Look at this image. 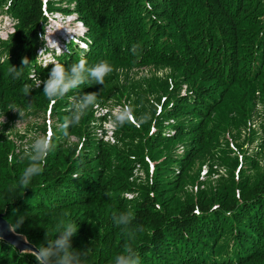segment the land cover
<instances>
[{
  "label": "trees",
  "instance_id": "16d2710c",
  "mask_svg": "<svg viewBox=\"0 0 264 264\" xmlns=\"http://www.w3.org/2000/svg\"><path fill=\"white\" fill-rule=\"evenodd\" d=\"M57 1L0 0V10L18 20L14 33L0 43V116L7 117L0 124V213L36 248L54 237L61 220L76 223L72 247L81 250L82 264H114L127 245L139 252L141 264H264V163L243 170L250 165L229 136L241 129L245 144L256 140L248 122L256 100L264 103V0H67L64 7ZM58 12L75 13L86 30L77 43L67 41L56 63L110 62L111 91L90 82L51 103L43 86H34L32 71L45 77L52 67L38 64L37 51L46 48L41 36ZM24 57L30 62L13 79L9 68H19ZM148 65L153 74L169 68V89L149 98L153 74L120 88L121 79ZM112 91L118 100L132 96L135 105L126 107L116 143L96 137L92 108L63 129L74 98L95 92L96 102H102ZM45 110L59 119L58 127L48 123L55 149L43 174L23 190L15 185L28 161L6 138L5 128ZM48 125L45 121L42 129ZM69 135L77 140L66 146ZM211 147L219 149L216 157L224 154L218 165L232 160L234 169L224 166L229 174L213 186L191 182L192 192L183 195V174ZM159 148L163 155L156 159L152 152ZM222 148L236 159L226 158ZM137 163L144 174L141 186L130 180ZM137 187L146 194L124 196ZM122 212H131L133 228L142 230L128 235L117 227L112 218ZM0 264L36 261L0 239Z\"/></svg>",
  "mask_w": 264,
  "mask_h": 264
},
{
  "label": "rangeland",
  "instance_id": "374dc122",
  "mask_svg": "<svg viewBox=\"0 0 264 264\" xmlns=\"http://www.w3.org/2000/svg\"><path fill=\"white\" fill-rule=\"evenodd\" d=\"M57 5H61V7L70 5L67 0H58ZM18 20L10 15L7 12H4L0 10V43L3 41H6L9 39V37L14 33L15 26L17 24ZM85 26L79 19V17L76 16L75 13H55L54 14V21H51L49 24L46 25L44 28V41L46 48L43 50L40 48L37 51V62L42 67H49L53 63H56V60L54 59L55 55H59L62 51H65L66 49V43L67 41H73L77 43V39L79 36L84 35ZM153 42V41H152ZM65 43V47H63V44ZM81 46L85 47V42H80ZM47 48L49 50H47ZM86 49V48H85ZM47 52V54H44ZM73 55V54H72ZM72 61V57L70 59ZM70 61V62H71ZM76 63L75 61H72L70 63L73 64ZM154 69V67H153ZM155 74H153L152 66H142L139 68V71L135 74H129L128 78L121 79L120 81V88H122L123 85L127 84L130 80H143V77H150L152 74V77L155 78V82H152V87L150 92L148 93V97L152 99V96L158 92L159 89H169L170 84L168 81V75L170 73L169 68L166 66H161L159 69L154 71ZM29 77L34 81V86L39 87L42 83V81L46 80L48 78V74L45 77L36 76L34 72L29 75ZM107 77V76H106ZM105 77L104 85H101L102 89H106L108 91L112 90V87L109 86L110 81H107ZM90 83V82H89ZM43 86V85H41ZM185 90V85L182 86L181 91L183 92ZM230 98L227 100V103L222 107V111H227V108L229 106V102L233 98V91L230 92ZM116 91H112L109 96L105 99H102L100 101L102 102H96L95 105L92 107V116L93 119L90 123L91 129L94 131L97 138L103 140L107 143H116V131L118 128V125L124 120L120 119L121 116L125 117V112L128 111V108L131 107L132 109L135 107L132 96H129L126 99V101L118 100ZM256 95H258V92H256ZM256 106L254 111L251 114L250 121L248 124H250V128H253V130L256 133V140L250 141L249 143L245 144V142L242 141V135L243 131L240 129H232L229 131V136L235 141L236 146L239 149V152L241 153L240 156H244L246 162L250 166L242 168L243 170H250L252 167H254L256 164H258V167L261 168L260 165L264 163V103H261L259 100H256ZM128 107V108H126ZM152 108V107H151ZM150 108V109H151ZM230 109V108H229ZM228 109V114H229ZM148 114L150 111L147 112ZM5 114H2L0 118L3 117L4 122L7 120V117L4 116ZM58 118H49L46 114V110L43 112H39L36 115H27L24 118H16L12 122H10L9 127L5 128V136L6 138L11 141L15 147L17 153H23L26 152L33 141L40 135L44 134L45 132H50L51 127L48 123L55 124L54 126L58 127L59 123L57 122ZM47 122L48 128L45 129V131L42 129V125L44 122ZM115 126V128H114ZM214 126V122L212 123V127ZM212 127L208 130V132L212 129ZM106 128L114 129L113 130V140H105L102 138V135L106 131ZM249 130V128L244 129V131ZM172 131L169 132L171 134ZM77 138L74 135L66 136L65 143L66 146L70 145L73 142H76ZM156 150V152H152L153 156L156 157V159H160V157L163 155V152L160 150ZM179 149V147L177 148ZM225 152L226 158H234L229 152V150H226L222 148ZM219 149H215L213 147L208 148L204 150L200 155H198L195 158L194 165L185 172L184 178H182L181 181V188H179V191L181 190L183 195H187L188 193L192 192V185L191 182L197 183L200 188H203V185L208 183L214 184L217 183L218 180L221 179V177H226L227 170L225 167L229 168V172H231L234 169V164L232 160H227V166L224 163H221V165H218L220 163L221 157H223V152L219 153L217 152V157L214 155V152ZM161 151V152H160ZM182 149H179V152H181ZM236 159V158H234ZM258 162V163H257ZM151 163V162H150ZM225 166V167H224ZM237 166V163L235 167ZM198 174L197 179H192V176H195ZM133 176L130 178V180L135 185H143L145 183L143 177V170L140 168L138 163L135 166V170L132 174ZM138 189H129L127 192L124 193V196L128 199H134L139 196L145 195L146 193L140 192V187H137ZM183 189V190H182ZM172 193V192H168Z\"/></svg>",
  "mask_w": 264,
  "mask_h": 264
},
{
  "label": "clouds",
  "instance_id": "9594fccd",
  "mask_svg": "<svg viewBox=\"0 0 264 264\" xmlns=\"http://www.w3.org/2000/svg\"><path fill=\"white\" fill-rule=\"evenodd\" d=\"M41 39L44 40V35L41 36ZM29 62L27 57H24L19 68L11 65L8 70L9 75L13 79H18L22 74V68L27 66ZM113 71L114 68L108 61H100L91 67L87 65L85 60H80L67 67L63 64L53 63L49 70L48 78L42 81L41 85H43V92L49 101L55 103L57 100L63 99L69 92L79 89L82 84L94 82L96 85H104L105 77ZM25 92L26 94L30 93L28 89ZM96 99L97 95L95 92H87L74 98L71 115L66 119L63 129L66 131L68 127L78 124L95 105ZM12 110L17 112L19 117L23 115L18 109ZM123 118V116L120 117V119ZM3 122L4 119L2 117L0 118V124H3ZM54 149L52 133L45 132L38 136L24 153L28 163L15 187L23 190L30 188L32 180L43 174L47 158ZM11 160L12 157L9 156V161ZM73 179H79V177L73 176ZM112 219L114 224L128 235L142 230L139 227L133 228L132 221L134 216L131 212L119 213L114 215ZM22 223L23 219L20 218L17 221V227ZM77 231L78 225L76 223L61 220L57 225V233L53 238L46 240L42 246L35 250L26 249L23 252L32 255L36 264H82L83 254L81 250H76L72 247V237ZM114 264H141L139 252L131 245H127L122 253L115 256Z\"/></svg>",
  "mask_w": 264,
  "mask_h": 264
},
{
  "label": "water",
  "instance_id": "95a60500",
  "mask_svg": "<svg viewBox=\"0 0 264 264\" xmlns=\"http://www.w3.org/2000/svg\"><path fill=\"white\" fill-rule=\"evenodd\" d=\"M11 229L13 228L5 218L4 213H0V239L13 245L20 252L26 249H36V247L29 243L22 234L12 231Z\"/></svg>",
  "mask_w": 264,
  "mask_h": 264
},
{
  "label": "built area",
  "instance_id": "2783aa9c",
  "mask_svg": "<svg viewBox=\"0 0 264 264\" xmlns=\"http://www.w3.org/2000/svg\"><path fill=\"white\" fill-rule=\"evenodd\" d=\"M115 128V126H114ZM113 130L114 129H109V128H106V131L104 132V134L102 135V138L105 139V140H113Z\"/></svg>",
  "mask_w": 264,
  "mask_h": 264
}]
</instances>
